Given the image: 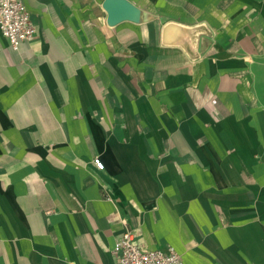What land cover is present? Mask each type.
<instances>
[{"label":"crops","instance_id":"obj_1","mask_svg":"<svg viewBox=\"0 0 264 264\" xmlns=\"http://www.w3.org/2000/svg\"><path fill=\"white\" fill-rule=\"evenodd\" d=\"M0 29V264H264V0H23ZM100 156L104 168L93 162Z\"/></svg>","mask_w":264,"mask_h":264},{"label":"built area","instance_id":"obj_2","mask_svg":"<svg viewBox=\"0 0 264 264\" xmlns=\"http://www.w3.org/2000/svg\"><path fill=\"white\" fill-rule=\"evenodd\" d=\"M0 29L15 49L37 33L23 0H0ZM93 162L97 168H104L100 156H95ZM115 253L117 264H184L182 255L173 246L165 250L142 246L133 229H127L117 240Z\"/></svg>","mask_w":264,"mask_h":264}]
</instances>
